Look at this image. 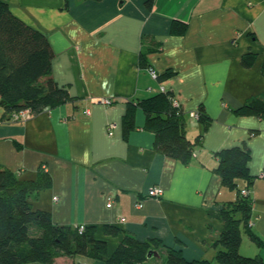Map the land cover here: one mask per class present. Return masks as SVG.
Wrapping results in <instances>:
<instances>
[{
	"label": "crops",
	"instance_id": "crops-1",
	"mask_svg": "<svg viewBox=\"0 0 264 264\" xmlns=\"http://www.w3.org/2000/svg\"><path fill=\"white\" fill-rule=\"evenodd\" d=\"M3 1L48 36L56 53L51 76L75 97L20 122L6 120L0 99V164L22 180L41 171L51 176L50 186L31 192L32 206L60 225L96 226L110 253L122 237L106 235L105 225L160 240L139 264H165L170 248L188 260H214L212 240L239 186L264 205V117L237 112L264 94V0H154L152 8L147 0ZM175 21L185 24L183 32L172 31ZM147 50L149 67H142ZM250 52L257 59L245 68L241 59ZM150 69L168 75L158 80ZM161 90L181 104L187 137L203 135L188 163L157 150L140 107L136 128H125L128 103ZM104 97L113 104L101 103ZM201 109L207 129L191 116ZM235 146L251 153V178H238V188L216 170L217 152ZM154 185L162 197L147 195ZM73 262L106 264L85 256H59L53 264Z\"/></svg>",
	"mask_w": 264,
	"mask_h": 264
},
{
	"label": "trees",
	"instance_id": "trees-1",
	"mask_svg": "<svg viewBox=\"0 0 264 264\" xmlns=\"http://www.w3.org/2000/svg\"><path fill=\"white\" fill-rule=\"evenodd\" d=\"M153 3L154 0L146 1L148 8H152ZM185 28L184 23L177 21L172 25L173 32H183ZM147 53L148 50L140 54L142 67H149ZM55 57L48 36L17 17L9 4L0 0V99L8 122H13L11 115L22 109L28 108L37 115L75 100L69 89L51 76ZM256 59L257 55L250 52L242 57L241 63L245 68H251ZM262 70L264 73V63ZM167 75L158 74L157 79L162 80ZM139 107L146 116L145 128L155 134L157 150L184 163L191 161L195 148L202 144L203 135L193 141L187 137L184 112L173 106L171 93L164 90L128 103L127 131L136 128L135 113ZM203 110H199L198 120L207 129L210 119ZM237 112L264 117V94L251 98ZM217 156L216 170L226 184L238 188V178H251L248 149L226 148L217 152ZM50 184L51 176L45 171H41L35 180H22L0 164V264H53L59 256H85L106 264H139L155 247L162 245L160 240L142 241L116 225H105L106 235L122 237L110 253L108 242L97 237L96 226L85 225L80 232L78 226L54 223L50 212L35 209L29 201L31 192ZM243 189L249 187L239 189L237 199L229 202L222 211L223 230L211 243L218 249L214 260H188L181 250L170 248L165 264H264L262 256L248 257L240 252L243 222L250 236L263 243L250 230L253 201L249 195L242 194Z\"/></svg>",
	"mask_w": 264,
	"mask_h": 264
},
{
	"label": "rangeland",
	"instance_id": "rangeland-1",
	"mask_svg": "<svg viewBox=\"0 0 264 264\" xmlns=\"http://www.w3.org/2000/svg\"><path fill=\"white\" fill-rule=\"evenodd\" d=\"M239 187L241 189L247 186L240 185ZM260 195H264V192L260 191ZM251 200L253 201L254 199L252 198ZM253 205L255 208L258 206L257 207L258 211L254 212V215L251 218V221H255L256 225H254L253 228L251 227L250 230H252L263 243L250 236L248 232V227L243 222L241 224L242 243L240 247V252L244 256H248V257L262 256L264 258V217H263L264 205L257 203L255 200L253 202Z\"/></svg>",
	"mask_w": 264,
	"mask_h": 264
},
{
	"label": "built area",
	"instance_id": "built-area-1",
	"mask_svg": "<svg viewBox=\"0 0 264 264\" xmlns=\"http://www.w3.org/2000/svg\"><path fill=\"white\" fill-rule=\"evenodd\" d=\"M150 73L154 78L158 77V74L154 69H150ZM161 91H164V90H161ZM100 102L105 104V105H112L113 104V100L110 98H107V97L101 98ZM173 106L176 109H178L179 111L182 109L179 101L174 99V98H173ZM86 113H90L89 110H87ZM32 116H33V114L31 112V110L27 108V109H22L18 112H14L11 115V120L13 122L26 121L27 119L31 118ZM191 116L194 119L198 120L200 113H199V111H193V112H191ZM115 128H116V125L114 123L109 124L108 131H109L110 135H114ZM249 193H250L249 189H243L242 190V194H244V195H249ZM163 194H164V190L159 185H154V186L150 187L147 191L148 196L155 197V198H160L163 196ZM108 205L109 206L112 205V200L109 201ZM138 206L140 207L141 204H139ZM122 220L124 221L125 219L122 218ZM78 228H79V231L82 232L85 229V225L84 224L78 225Z\"/></svg>",
	"mask_w": 264,
	"mask_h": 264
},
{
	"label": "water",
	"instance_id": "water-1",
	"mask_svg": "<svg viewBox=\"0 0 264 264\" xmlns=\"http://www.w3.org/2000/svg\"><path fill=\"white\" fill-rule=\"evenodd\" d=\"M1 103L3 104V101H1ZM149 255H151V252H149Z\"/></svg>",
	"mask_w": 264,
	"mask_h": 264
}]
</instances>
